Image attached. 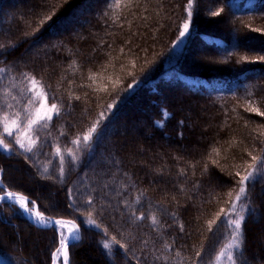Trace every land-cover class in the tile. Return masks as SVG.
Returning a JSON list of instances; mask_svg holds the SVG:
<instances>
[{
    "label": "trees",
    "instance_id": "trees-1",
    "mask_svg": "<svg viewBox=\"0 0 264 264\" xmlns=\"http://www.w3.org/2000/svg\"><path fill=\"white\" fill-rule=\"evenodd\" d=\"M256 28L264 30V0H0V109L22 114L26 74L60 108L35 132L31 152L4 134L11 151L0 148V189L78 224L69 264H214L230 238L216 215L240 187L235 173L253 165L244 202L256 215L244 213L243 261L233 256L264 264V116L248 110L264 111V61L256 59L264 31ZM90 72L101 75L89 81ZM108 77L120 83L113 88ZM97 121L61 175L55 149L73 150ZM57 241L54 226L0 203V264H50Z\"/></svg>",
    "mask_w": 264,
    "mask_h": 264
},
{
    "label": "snow or ice",
    "instance_id": "snow-or-ice-1",
    "mask_svg": "<svg viewBox=\"0 0 264 264\" xmlns=\"http://www.w3.org/2000/svg\"><path fill=\"white\" fill-rule=\"evenodd\" d=\"M119 7V5H117ZM192 4L189 3L187 5L188 10V17L190 18L192 15L191 12ZM223 9H220L219 11H216L213 13V15L219 16ZM52 16L48 15L43 17V19L40 20L41 25L48 20H51ZM52 25H50L51 27ZM189 29V22L186 20V22L183 24V31L180 33L181 36H183ZM252 31L260 32L264 31L262 29L256 28L252 29ZM243 60L247 61L249 58L247 56L242 58ZM259 61H264V56H258L256 58ZM135 66V62L133 61V67ZM101 68L106 71L107 68L105 66H101ZM5 69H0V72H4ZM100 72H90L88 76L89 81H96L98 77H100ZM14 79V78H13ZM25 79L28 82V92L31 93L30 99L27 101L28 106L24 109L23 116L21 112H8L3 109H0V148H3L5 151H11V147L8 143L5 142V135L7 137H12L14 139V142L19 145L21 149H23L25 152H31L33 148L36 146V142L39 139L38 136L34 137V133L39 130V128H47L49 126V123L52 121L53 116H58L60 113V108L56 103L49 104V97L47 92L45 91V88L43 84L39 80L36 79L34 76H28L25 75ZM108 79L111 81V84L113 88H115L120 82L118 80H112L110 77ZM131 87V85H129ZM99 91L108 92V87L104 86L100 89H97ZM8 93H6L7 95ZM15 99V97H13ZM55 99V97H53ZM75 99L79 100L80 97L77 96ZM251 103V102H249ZM6 108H12V104H6ZM111 108L112 105H109ZM249 111L256 112L260 116H264V111H261L258 107H249ZM101 116H103V113H101ZM159 123V122H158ZM183 123V122H181ZM99 124V121H97L91 128L88 129V132L82 137L83 142H91L93 139V135L97 132V126ZM15 133V135H14ZM182 135V134H181ZM80 137H77L75 140L71 141L74 145L77 147L80 146L82 142ZM68 155L71 156L73 160L77 159L76 154L72 151V149H68ZM214 152H216L217 155H219V149L214 148ZM56 154L60 157V172L61 175H63V163H64V156L61 153V149L57 147ZM251 155V153H249ZM252 159L255 161L257 158L255 156L252 157ZM214 164L216 163L215 160L212 161ZM193 169H195V165H191ZM251 170L246 171V174L241 175L239 171L235 173L236 177H239V180L237 181L238 185H240L238 191L235 194L234 199H229L228 203L230 207L228 209L221 208L219 210V213L216 215V219L220 220L221 217H224L222 220V224L227 226L230 229L229 233V243L225 246L224 250H222L219 253V256L217 259H220L221 257L226 258L229 261V264H236V258L233 256V250H235L239 254V258L243 261V223L246 219L244 213L249 212L248 203L241 204V198L246 197L250 200V198L247 196V182L250 179H255V173L256 168L253 165L248 166ZM45 172H47V168L44 169ZM181 174H184V169H181ZM206 171V168H205ZM2 183V182H0ZM0 191H3L0 189ZM230 198L232 197V192H229L227 194ZM6 200H12L14 203L19 205V208L26 214H28L29 217H32L35 219V221L43 225L45 227L55 224L59 226L60 232V248L57 249V253L63 255V264H68V245L71 240L79 241L80 236L77 235L79 226L71 220H63L58 219L53 221L51 218L46 217L43 212L39 211L38 207L35 206L34 201H29L28 198L20 193L11 192V191H3V195H0V203H4ZM139 198H137V201ZM32 204L33 207H29V204ZM91 203V201H89ZM71 207V205H70ZM251 216L256 215V210L253 208L249 212ZM174 215V214H173ZM140 219H143L144 217H139ZM153 225H157L159 221L155 216L151 217ZM91 224H95V221H89ZM215 221H208L209 226H211ZM98 227V226H97ZM67 229L65 232L64 230ZM180 230H184V226L180 225ZM105 235H107V231L105 230ZM112 241L115 244H119L120 242L116 240L115 237H112ZM104 248L110 249L112 247L111 244L108 242L104 243ZM120 247L124 248V245H120ZM166 247H170V245H167ZM126 250V249H125ZM199 252H197V256H199ZM179 255V253H177ZM178 264H183V261H179Z\"/></svg>",
    "mask_w": 264,
    "mask_h": 264
},
{
    "label": "rangeland",
    "instance_id": "rangeland-1",
    "mask_svg": "<svg viewBox=\"0 0 264 264\" xmlns=\"http://www.w3.org/2000/svg\"><path fill=\"white\" fill-rule=\"evenodd\" d=\"M207 1V0H206ZM183 31V26H182V30H181V32ZM180 32V33H181ZM188 32H189V29H188V31L183 35V36H181L180 34H179V36H178V38L175 40V42L173 43V46H172V50H171V56L173 57V56H175V55H177V53L179 52V50H180V48L183 46V44H184V42H185V40H186V37H187V34H188ZM28 87H29V85H28ZM30 95H29V97H28V100L30 99V97H31V93H29ZM27 100V101H28ZM27 101H26V103L24 104V106H23V110H22V116H23V112H24V109L28 106V104H27ZM50 104V103H49ZM86 134V133H85ZM84 134V135H85ZM14 135H15V133H14ZM83 135V136H84ZM34 137H35V133H34ZM10 138H12V137H10ZM13 139V138H12ZM81 140H82V138H81ZM6 141V140H5ZM13 141H14V139H13ZM88 142H83V140H82V142H81V144H80V146L79 147H77L76 145H74V149L72 150L73 152H75V151H77L79 148H81L82 147V145H86ZM16 144V143H15ZM16 145H18V144H16ZM19 146V145H18ZM35 148V147H34ZM33 148V149H34ZM1 149H3V148H1ZM57 149V148H56ZM56 149H55V151H54V155H56V157H57V164H58V167H60L61 168V164H60V157L56 154ZM4 150V149H3ZM61 153L63 154V156H64V163H65V160H70V161H74L72 158H71V156H69L68 155V151H61ZM64 163H63V165H64ZM27 198H28V200L30 201V198L28 197V196H26ZM6 202H8L9 204H13V205H16L17 207H19L17 204H15V203H13V202H11V200H6ZM243 203H245L244 202V197H242L241 198V204H243ZM29 207H33V205L30 203L29 204ZM38 207V206H37ZM23 212V211H22ZM45 216H50V215H45ZM51 217V216H50ZM77 224V223H76ZM54 227L56 228V231H57V233H58V241H57V246L55 247V249L52 251V253H51V261H50V264H63V263H61V254H59V253H57V249H59L60 248V236H59V232H60V229L58 228V227H56L55 225H54ZM229 240H230V238H229ZM229 240L224 244V246L221 248V250L219 251V253L222 251V250H224V248H225V246L227 245V243H229ZM75 242V241H74ZM236 251L235 250H233V255H234V253H235ZM219 253H218V255H217V257L219 256ZM217 257H216V259H215V262H214V264H229V261L226 259V258H224V257H221L220 259H217ZM1 263V262H0ZM68 264H69V256H68Z\"/></svg>",
    "mask_w": 264,
    "mask_h": 264
},
{
    "label": "water",
    "instance_id": "water-1",
    "mask_svg": "<svg viewBox=\"0 0 264 264\" xmlns=\"http://www.w3.org/2000/svg\"><path fill=\"white\" fill-rule=\"evenodd\" d=\"M7 191H10V190H7ZM11 192H15V191H11ZM16 193H18V192H16ZM21 194V193H20ZM0 195H3V193H1ZM23 195V194H22ZM25 196V195H24ZM35 206L37 207V204L35 203ZM24 213V212H23ZM24 215L30 220V221H32L34 224H36V225H38V226H41V227H45V226H43V225H40V224H38L36 221H35V219L34 218H32V217H29L28 216V214H26V213H24ZM49 218H51L53 221H55V220H58V219H63V220H71V221H74V220H72V219H68V218H60V217H49ZM75 222V221H74ZM55 224H51V225H49V226H47V227H50V226H54ZM77 235H79L80 237H81V232H80V227H79V229H78V233H77ZM75 240H71L70 241V243L69 244H71L72 242H74ZM69 246V245H68ZM61 258H62V263H63V255L61 254Z\"/></svg>",
    "mask_w": 264,
    "mask_h": 264
},
{
    "label": "bare ground",
    "instance_id": "bare-ground-1",
    "mask_svg": "<svg viewBox=\"0 0 264 264\" xmlns=\"http://www.w3.org/2000/svg\"><path fill=\"white\" fill-rule=\"evenodd\" d=\"M11 202H13L12 200H11ZM14 203V202H13ZM16 204V203H15ZM19 206V205H18ZM61 218V217H60ZM69 219V218H68ZM76 223V222H75ZM78 225V224H77ZM56 227H58L59 228V226H57V225H55ZM65 232L67 231V229H65L64 230ZM62 257V256H61ZM61 263H62V258H61Z\"/></svg>",
    "mask_w": 264,
    "mask_h": 264
}]
</instances>
